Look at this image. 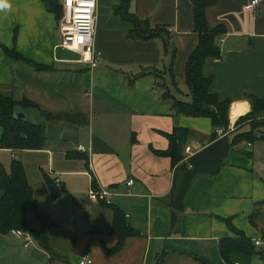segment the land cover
Segmentation results:
<instances>
[{"label":"crops","instance_id":"obj_1","mask_svg":"<svg viewBox=\"0 0 264 264\" xmlns=\"http://www.w3.org/2000/svg\"><path fill=\"white\" fill-rule=\"evenodd\" d=\"M250 1L216 0L206 12L212 27L227 28L219 40L221 59L207 66L210 91L231 102L235 131L219 138L209 118L177 114L162 99L154 76L135 80L149 69L166 71L172 55L162 39H131L132 24L117 14L122 8L171 33L177 51L174 95L190 102L186 63L199 42L195 0H128L127 7L123 0H98L95 48L102 60L95 70L77 63L78 57H59L60 19L43 0H5L11 8L0 9V44L50 69L36 70L0 49L2 91L37 105L17 113L41 125L47 138L43 151L0 147V166L10 172L7 159L22 161L40 209L56 229L54 260L36 242L26 248L16 232L0 234V264H79L83 257L93 264H203L201 259L226 264L221 242L237 238L235 232L264 240V111L253 139L237 141L251 132L253 121L236 126L252 112L250 96L264 100V3L250 10ZM240 107L246 111L232 118ZM176 128L192 131L187 146L195 154L187 159L184 154L174 165L162 154ZM3 133L0 127V144ZM44 173L59 179L64 192L59 199L51 198ZM129 180L135 182L131 188ZM100 190L108 191L112 207L121 209L138 233L116 252L114 211L90 199ZM250 264H264V257L255 256Z\"/></svg>","mask_w":264,"mask_h":264},{"label":"trees","instance_id":"obj_2","mask_svg":"<svg viewBox=\"0 0 264 264\" xmlns=\"http://www.w3.org/2000/svg\"><path fill=\"white\" fill-rule=\"evenodd\" d=\"M46 8L54 13L58 19L63 14L62 4L59 0H43ZM216 4V0H195L194 2V24L195 32L198 34L199 42L186 63V85L190 92L191 101L185 102L175 97L174 90L178 91V85L174 75V62L177 51L173 48L170 39L171 33L165 27H153L148 20H140L135 16L127 14L122 8L117 9V14L128 21L133 26L129 37L139 40L162 39L166 52H171L172 62L169 68L163 73L158 70H147L145 73L137 75L135 80L152 75L157 80L158 87L162 90V99L170 102L172 109L179 115L187 117H205L212 122L214 129H227L230 123L229 100H220L217 94L212 93L211 85L213 75L207 72V66L220 60L222 57L219 40L227 34V28L223 25L212 27L207 20V9ZM129 5L128 0H123V6ZM0 49L10 59L25 62L39 71H48L50 68L35 63L16 50L4 48L0 44ZM169 75L170 79L166 76ZM248 101L251 104L252 112L238 120L236 126L239 127L246 121H253L252 130L247 134H240L237 141H249L253 139L255 131L263 126L257 120L258 114L264 111V100L256 96H250ZM35 103L28 100L23 102L15 101L11 96L5 94L0 87V127L4 130L0 147L1 149L13 152L43 151L47 148V138L41 125L30 123L26 119L20 120L16 117L19 108H34ZM214 130V131H215ZM193 136L192 131L185 128H176L173 134L167 137L170 140L169 149L162 155L172 158L173 164H177L184 159L185 148L189 139ZM71 156V155H69ZM43 177L48 184L50 195L53 200L59 199L64 193L47 174ZM0 191L3 196L0 198V234L11 232H24L30 234L32 244L36 242L43 250L52 254L54 260V247L52 244V233L56 229V224L52 218L42 213L39 202L28 181L25 166L20 159H14L10 172L0 166ZM111 207L114 211L113 234L119 239L118 245L113 252L119 250L126 237L137 235L129 222L126 220L124 212L118 207ZM260 205H264L262 202ZM259 214L255 210L252 215V222ZM34 219V222L31 221ZM238 236L233 239H226L221 242L220 255L226 264H250L255 256L264 257V253L257 250L254 242L240 232H235ZM108 253L110 251L106 250ZM203 264H211L207 260H200Z\"/></svg>","mask_w":264,"mask_h":264},{"label":"built area","instance_id":"obj_3","mask_svg":"<svg viewBox=\"0 0 264 264\" xmlns=\"http://www.w3.org/2000/svg\"><path fill=\"white\" fill-rule=\"evenodd\" d=\"M264 3V0H251L248 9L255 10ZM63 14L59 21L60 33L62 36L60 48L77 55V63L89 65L92 70L98 68L102 54L95 48V33L98 20V0H63L61 2ZM235 131L234 125H230L227 129L218 128L214 131L219 138H224ZM81 149H83L81 147ZM185 159L195 154L192 146H186ZM59 186V179H56ZM135 185L134 180L127 182L128 187ZM111 195L106 190L99 192H91L90 199L96 202H102L111 205ZM18 236L25 240L26 248L32 244L30 234L24 232H16ZM257 248H264V240L259 239L254 242ZM93 260L89 257H83L79 264H93ZM239 264V263H236Z\"/></svg>","mask_w":264,"mask_h":264},{"label":"rangeland","instance_id":"obj_4","mask_svg":"<svg viewBox=\"0 0 264 264\" xmlns=\"http://www.w3.org/2000/svg\"><path fill=\"white\" fill-rule=\"evenodd\" d=\"M60 1H62V0H60ZM62 17V16H61ZM60 35V36H59ZM56 42H61V34L59 33L58 34V32H57V39H56ZM59 57H61V58H66V59H69V58H77V56H75L74 54H72L71 52L69 53V51H66V50H63V49H59ZM9 162H11V159H7V165H11L12 164V162L11 163H9ZM11 167V166H10ZM31 221L32 222H34V219L33 218H31ZM62 235V234H61ZM67 240V237H64V241H66Z\"/></svg>","mask_w":264,"mask_h":264},{"label":"bare ground","instance_id":"obj_5","mask_svg":"<svg viewBox=\"0 0 264 264\" xmlns=\"http://www.w3.org/2000/svg\"><path fill=\"white\" fill-rule=\"evenodd\" d=\"M245 111H246L245 108L240 107L237 111H233L231 116L232 118H236L238 115L244 113Z\"/></svg>","mask_w":264,"mask_h":264},{"label":"clouds","instance_id":"obj_6","mask_svg":"<svg viewBox=\"0 0 264 264\" xmlns=\"http://www.w3.org/2000/svg\"><path fill=\"white\" fill-rule=\"evenodd\" d=\"M11 4L5 2V0H0V9H10Z\"/></svg>","mask_w":264,"mask_h":264},{"label":"water","instance_id":"obj_7","mask_svg":"<svg viewBox=\"0 0 264 264\" xmlns=\"http://www.w3.org/2000/svg\"><path fill=\"white\" fill-rule=\"evenodd\" d=\"M16 117H17L18 119H20V120H24V119H26L25 114L20 113V112L16 113ZM260 139L264 140V135H261V136H260Z\"/></svg>","mask_w":264,"mask_h":264}]
</instances>
